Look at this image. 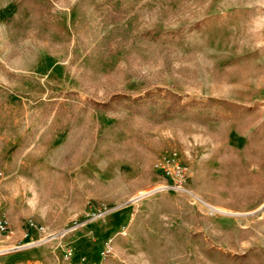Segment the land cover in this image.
Here are the masks:
<instances>
[{
  "label": "rangeland",
  "instance_id": "374dc122",
  "mask_svg": "<svg viewBox=\"0 0 264 264\" xmlns=\"http://www.w3.org/2000/svg\"><path fill=\"white\" fill-rule=\"evenodd\" d=\"M48 1L0 0V264H264V208L209 206H264V0H123L113 29L105 0ZM146 91L228 103L206 124L91 103Z\"/></svg>",
  "mask_w": 264,
  "mask_h": 264
},
{
  "label": "trees",
  "instance_id": "16d2710c",
  "mask_svg": "<svg viewBox=\"0 0 264 264\" xmlns=\"http://www.w3.org/2000/svg\"><path fill=\"white\" fill-rule=\"evenodd\" d=\"M20 5L32 10L33 16L36 19H51L52 11L49 6V1L42 0H21ZM106 5L107 9L103 10ZM96 9L102 15L104 27L111 26V28L118 27L122 24H128L132 20L131 9L127 7L123 0H105L96 5ZM97 108L103 111H126L136 115H147L157 120L166 121L172 118H185L195 123L206 124L209 120H217L220 113L217 109L213 110L216 104H227L228 102L209 98L204 103L193 102L191 104L184 103L182 96L179 93L167 91L161 93L158 91H146L143 95L137 97L127 93H114L111 95L109 101L93 102ZM53 106V104H52ZM234 116L239 117L242 115H249L256 110L255 106H240L235 105ZM60 105L56 108L58 112ZM212 111V113H211ZM260 118V117H259ZM257 121V129L263 127L264 119ZM239 159H234L233 162L226 161V164L238 163ZM227 259L232 260L234 263L243 264L247 254L232 255L225 253Z\"/></svg>",
  "mask_w": 264,
  "mask_h": 264
},
{
  "label": "built area",
  "instance_id": "2783aa9c",
  "mask_svg": "<svg viewBox=\"0 0 264 264\" xmlns=\"http://www.w3.org/2000/svg\"><path fill=\"white\" fill-rule=\"evenodd\" d=\"M176 156H179L178 153H176ZM176 158V157H175ZM174 174L177 176L178 181H179V188L183 185L184 182H186V177H185V167L178 163L174 167ZM164 187H170V186H164ZM29 228H35L37 229L41 234L44 236L40 239V241H46L52 238V235L47 233L46 227L43 225H38L35 223L33 220H30L28 223ZM0 232L3 233H8L11 232V226L10 222L8 219L4 218L0 220ZM73 252L70 251L68 254V257L72 256Z\"/></svg>",
  "mask_w": 264,
  "mask_h": 264
},
{
  "label": "water",
  "instance_id": "95a60500",
  "mask_svg": "<svg viewBox=\"0 0 264 264\" xmlns=\"http://www.w3.org/2000/svg\"><path fill=\"white\" fill-rule=\"evenodd\" d=\"M165 188H170V187H162V188H160V189L151 190V191L148 192L147 194H144V195H142V196H139V198H141V197H145V196L150 195V194H153V193H156V192H158V191H160V190H162V189H165ZM209 206L211 207V205H209ZM263 208H264V206H263L260 210L255 211V212H253V213H228V212H223V211H220V212H222V213H224V214H228V215H251V214H256V213H258V212L261 211ZM34 245H37V244H30V245L25 246V248H26V247H29V246H34Z\"/></svg>",
  "mask_w": 264,
  "mask_h": 264
},
{
  "label": "bare ground",
  "instance_id": "6f19581e",
  "mask_svg": "<svg viewBox=\"0 0 264 264\" xmlns=\"http://www.w3.org/2000/svg\"><path fill=\"white\" fill-rule=\"evenodd\" d=\"M211 208L213 209V211H217V212L221 211V210H218V209L214 208L213 206H211Z\"/></svg>",
  "mask_w": 264,
  "mask_h": 264
}]
</instances>
